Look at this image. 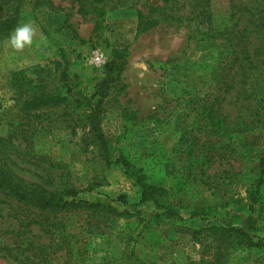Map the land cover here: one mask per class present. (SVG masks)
Listing matches in <instances>:
<instances>
[{
    "label": "rangeland",
    "instance_id": "1",
    "mask_svg": "<svg viewBox=\"0 0 264 264\" xmlns=\"http://www.w3.org/2000/svg\"><path fill=\"white\" fill-rule=\"evenodd\" d=\"M45 1L0 0L11 7L0 24L22 5L0 27V165L75 206L40 210L0 189V264H264V251L221 232L194 238L214 226L264 240V48L252 25L262 0ZM140 13L157 26L140 29ZM23 23L33 44L14 50ZM240 47L258 63L248 85ZM118 55L101 147L82 119ZM37 91L71 101L23 108ZM32 220L63 238L62 252Z\"/></svg>",
    "mask_w": 264,
    "mask_h": 264
},
{
    "label": "trees",
    "instance_id": "2",
    "mask_svg": "<svg viewBox=\"0 0 264 264\" xmlns=\"http://www.w3.org/2000/svg\"><path fill=\"white\" fill-rule=\"evenodd\" d=\"M93 1L102 2L103 0H93ZM34 2H35V5H34L35 8H42L46 5L45 0H34ZM262 2H263L262 5H264V0H262ZM21 6L22 5L20 3H17V6L15 7V11H14V18L12 20H7L6 22L0 24V27L2 29L1 31L3 33L5 32L8 33L10 29L14 25H16L19 19ZM2 9L5 12H7L11 10V7H8L7 10H5V8H2ZM258 11L259 12L257 14L253 15L255 18V21L252 22V25L255 27V31L259 35V39L261 41V45H260L261 48L259 49H263L264 48V6L263 8H260V10ZM79 12L80 13L86 12V8L84 5L80 6ZM140 17L142 18L140 20V29L148 30L150 28L157 26V21H154L152 19L145 21L142 13H140ZM238 49L242 50L239 52L240 53L239 58H241L242 61H240V59H237L236 60L237 65L240 66L241 68L243 65L242 63L244 62L247 63L246 65H250L249 73L246 72L247 71L246 69L245 71H242L241 73V78H242V81H244V85H248L250 75L254 74L255 71L258 70L257 68L258 63H254L253 57L247 51L248 47H240ZM124 57H125L124 55L122 56L118 55L116 56V59L108 65L107 77L103 81V83L98 87V90L96 94L94 95V99H97L98 105L95 108L90 109L89 111L91 113L86 114L84 118L82 119V123H84L85 129H89L88 139L91 140L96 145L101 146V147L105 144V139H104V136L100 128V124H101L100 115L103 113V110L101 109V107H102V104L104 103L103 101L107 99L108 97H110V90L116 86V82L118 81V79L115 78L114 73L118 71L120 75L121 71H123L122 67H124V65L126 64ZM239 72H240L239 70L235 72L234 77H237L240 74ZM62 78L66 80L69 77L64 72ZM47 90H49L48 85H44V86H40L38 91H47ZM38 91L35 92L34 97L32 98L31 101H28V102L26 101L24 103L23 108L25 107L26 110L28 111L32 109L35 110L38 108H44V109L47 108L48 110H50L56 107H61L62 105H69V102L71 101V98H69V96H64L62 93L60 94V93H54V92H47V93L39 94ZM257 97L264 100V94H258ZM73 104H76L79 106L78 108H76V110L79 111L81 108L80 101L75 100ZM263 166H264V162L262 163V167ZM5 169H7L6 162L4 165H0V189L2 188L11 189L10 194L14 195V197L15 196L19 197L21 201H29L27 202L28 203L27 205H32L36 209H40V210L59 209L61 207H63V209H66L67 207L72 208L75 206V203H69V202H65V204L61 206L63 200L58 199V194H56L55 192H52L49 189L43 186H40L39 184L28 183L21 177L17 175L14 176V173L11 170L5 171ZM14 178L18 179V181L17 182L14 181ZM63 194L65 196L75 195L74 191H71V190ZM0 199H1V196H0ZM251 209L253 210V208ZM196 216L197 214H193V217H196ZM18 219L20 221L23 220L19 216H18ZM28 225L29 226H39L40 231L44 235H46L48 239H50L51 247H53L52 245L54 244H58L57 246L58 250L53 252V254L56 255L63 251L62 244H61L63 243V238H61V236L58 237V234L56 231L45 228V221L32 220L30 223L27 224V226ZM206 232H210L213 236H216L217 233L221 232L222 237L225 235H229V239H233L234 244H237V246H240L243 249H246V250L258 249V250L264 251V240L262 239L256 240V238L251 236L247 231L243 229H239L236 227L219 228V227L209 226L207 228H203L199 231H196L194 233V238L197 239V237L203 235ZM201 264H217V263L206 261V257H203Z\"/></svg>",
    "mask_w": 264,
    "mask_h": 264
},
{
    "label": "clouds",
    "instance_id": "3",
    "mask_svg": "<svg viewBox=\"0 0 264 264\" xmlns=\"http://www.w3.org/2000/svg\"><path fill=\"white\" fill-rule=\"evenodd\" d=\"M35 29L30 23L18 25L10 35L9 46L14 50H22L33 44Z\"/></svg>",
    "mask_w": 264,
    "mask_h": 264
}]
</instances>
